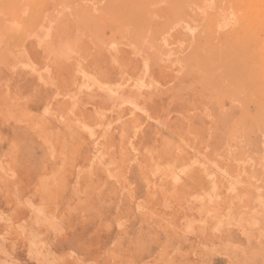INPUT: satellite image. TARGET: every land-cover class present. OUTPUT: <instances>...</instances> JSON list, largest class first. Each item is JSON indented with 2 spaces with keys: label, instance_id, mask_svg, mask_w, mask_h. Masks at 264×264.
Returning <instances> with one entry per match:
<instances>
[{
  "label": "rangeland",
  "instance_id": "1",
  "mask_svg": "<svg viewBox=\"0 0 264 264\" xmlns=\"http://www.w3.org/2000/svg\"><path fill=\"white\" fill-rule=\"evenodd\" d=\"M0 264H264V0H0Z\"/></svg>",
  "mask_w": 264,
  "mask_h": 264
},
{
  "label": "bare ground",
  "instance_id": "2",
  "mask_svg": "<svg viewBox=\"0 0 264 264\" xmlns=\"http://www.w3.org/2000/svg\"><path fill=\"white\" fill-rule=\"evenodd\" d=\"M231 2V1H230ZM263 3V0H258V5H261ZM248 6V5H247ZM228 10V9H227ZM247 12H248V10H247ZM238 17H237V19L235 20V21H238ZM159 20V19H158ZM232 18H230V17H224L223 19H221L220 20V22L219 23H221V25L223 26V28L225 27V26H227V25H229L230 23H232ZM248 21V20H247ZM240 22V21H239ZM248 23V22H247ZM240 24V23H239ZM258 24V23H257ZM209 25V24H208ZM202 27V26H201ZM219 28V27H218ZM188 31H190V32H193L194 30H193V28H191V27H187L186 28ZM212 33V32H211ZM221 35V34H220ZM210 37V36H209ZM193 40V39H192ZM208 40V39H207ZM209 46V45H208ZM255 57V56H254ZM179 67V66H178ZM80 88H81V85L79 86ZM89 87V86H88ZM93 87V86H92ZM139 87H141V88H144L145 87V83H142V84H139ZM147 87V86H146ZM112 92H115L116 91V93H117V91L118 90H111ZM118 95V94H117ZM138 108V107H137ZM135 110H136V108H135ZM260 205H262V204H260ZM255 224V223H254ZM254 228V227H253ZM259 245V244H258Z\"/></svg>",
  "mask_w": 264,
  "mask_h": 264
}]
</instances>
